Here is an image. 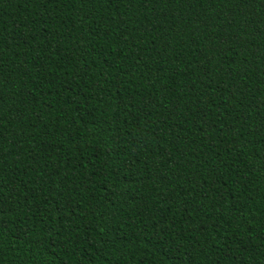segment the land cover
Here are the masks:
<instances>
[{"label": "trees", "instance_id": "obj_1", "mask_svg": "<svg viewBox=\"0 0 264 264\" xmlns=\"http://www.w3.org/2000/svg\"><path fill=\"white\" fill-rule=\"evenodd\" d=\"M0 264H264V0H0Z\"/></svg>", "mask_w": 264, "mask_h": 264}]
</instances>
